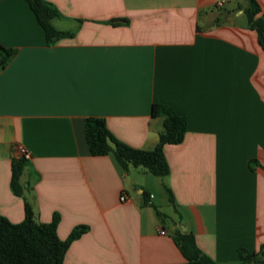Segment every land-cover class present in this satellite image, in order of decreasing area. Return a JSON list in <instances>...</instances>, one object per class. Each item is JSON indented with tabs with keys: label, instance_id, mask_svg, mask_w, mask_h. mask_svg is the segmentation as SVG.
I'll list each match as a JSON object with an SVG mask.
<instances>
[{
	"label": "crops",
	"instance_id": "crops-1",
	"mask_svg": "<svg viewBox=\"0 0 264 264\" xmlns=\"http://www.w3.org/2000/svg\"><path fill=\"white\" fill-rule=\"evenodd\" d=\"M46 1L60 13L53 24L74 32L51 46L25 0H0V43L15 50L0 69V214L20 222L26 199L38 223L59 215L60 239L88 226L64 264H179L177 231L215 264H236L239 247L258 250L264 50L245 0L222 8L215 0ZM255 1L264 15V0ZM153 103L186 117L183 141L164 146L167 176L91 155L87 117L103 118L130 147L152 149L162 128ZM18 144L30 153L22 196L10 187Z\"/></svg>",
	"mask_w": 264,
	"mask_h": 264
},
{
	"label": "trees",
	"instance_id": "trees-1",
	"mask_svg": "<svg viewBox=\"0 0 264 264\" xmlns=\"http://www.w3.org/2000/svg\"><path fill=\"white\" fill-rule=\"evenodd\" d=\"M44 32L45 44L54 45L62 38L72 37L74 32L60 30L53 20L60 17L56 7L46 0H25ZM243 13L247 25L257 33L258 43L264 50V15L255 0H245ZM111 20L110 23H114ZM15 50L0 43V69L13 58ZM153 117H162V128L158 141L152 149H137L121 142L108 130L105 120L100 117L85 119V137L93 156L112 153L117 162L126 169L129 165L142 167L150 174L163 178L169 173V165L164 154L167 144H179L183 141L186 131V117L177 114L170 106L153 103ZM26 159L13 158L11 161L10 187L15 195L22 196L23 187L20 177L26 166ZM168 200L174 203L171 190L165 187ZM160 215L159 211H157ZM59 215L54 213L48 223H38L30 203L25 199L24 217L13 223L0 214V264H64L65 253L70 244L88 229L86 225L74 227L65 239L57 234ZM173 240L184 257L179 264H215L196 244L191 233L177 231ZM236 264H264V244L256 251L246 248L237 249Z\"/></svg>",
	"mask_w": 264,
	"mask_h": 264
},
{
	"label": "built area",
	"instance_id": "built-area-1",
	"mask_svg": "<svg viewBox=\"0 0 264 264\" xmlns=\"http://www.w3.org/2000/svg\"><path fill=\"white\" fill-rule=\"evenodd\" d=\"M229 1L230 0H215V6L217 8H222ZM15 152H16L18 158H23V159H26V160H28L30 158L29 151L21 144H18V145L15 146ZM149 197L152 198L153 197L152 194H150ZM126 199H127V195L126 194H122L120 196V200L121 201H124ZM160 233L164 234L165 231L164 230H160Z\"/></svg>",
	"mask_w": 264,
	"mask_h": 264
}]
</instances>
